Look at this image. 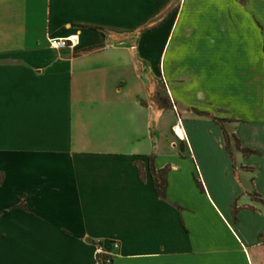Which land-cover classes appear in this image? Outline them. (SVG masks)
Listing matches in <instances>:
<instances>
[{
    "label": "crops",
    "instance_id": "0c3cea01",
    "mask_svg": "<svg viewBox=\"0 0 264 264\" xmlns=\"http://www.w3.org/2000/svg\"><path fill=\"white\" fill-rule=\"evenodd\" d=\"M73 34L75 49L51 48ZM187 118L219 127L236 177L243 158L255 182L264 151L239 129L264 120V0H0V264H102L114 242L110 264H264V231L243 223L264 194L223 209ZM151 160L170 166L166 198ZM185 179L224 230L186 206Z\"/></svg>",
    "mask_w": 264,
    "mask_h": 264
},
{
    "label": "rangeland",
    "instance_id": "374dc122",
    "mask_svg": "<svg viewBox=\"0 0 264 264\" xmlns=\"http://www.w3.org/2000/svg\"><path fill=\"white\" fill-rule=\"evenodd\" d=\"M186 47H179L176 42L169 43L165 50V56L169 55L170 60H175L176 63H181L183 57H180L185 53ZM182 53V54H181ZM235 114H243L245 108L239 103H235L232 111ZM246 113V112H245ZM191 117H193L191 115ZM189 129H193L196 150L199 159L203 166L204 182L207 181L211 191L213 192L217 201L221 204L223 209H229V206L234 199L245 189L257 190L264 194V160L257 166V171L254 177H256L253 183L250 173L254 172L252 166H246L243 158L238 159V167H242L238 172L239 175H243L240 179L236 177L232 166V161L224 148L223 135L219 127L211 124L209 121L195 125L191 118H187ZM176 127V126H175ZM175 130V128H174ZM239 135L243 140L245 146L261 149L264 151V120H256L241 127L239 129ZM174 132V131H173ZM232 139V149L235 153L236 142ZM236 160V159H235ZM250 165H255V160H248ZM237 164V160H236ZM186 190L183 196H180L187 207L197 215L207 216V220L212 225V228L217 230H224L221 225L217 214L214 212L210 204L195 192L194 186L189 179L184 180ZM177 196L178 193H177ZM262 197L258 192L243 191L238 197L237 204L241 205L247 203L244 207L248 210L255 211L256 207H262ZM193 229H200L201 224L197 218H192L189 221ZM244 227L252 235L256 232L264 231V212L262 214L247 213L243 220ZM262 254V251H258ZM244 262L237 261L238 264H248L246 261L245 253L243 252ZM264 257V254H262Z\"/></svg>",
    "mask_w": 264,
    "mask_h": 264
},
{
    "label": "trees",
    "instance_id": "16d2710c",
    "mask_svg": "<svg viewBox=\"0 0 264 264\" xmlns=\"http://www.w3.org/2000/svg\"><path fill=\"white\" fill-rule=\"evenodd\" d=\"M213 121L222 128L224 136H225L227 150L229 152H231V140H230L229 134L226 131L225 126H224L225 120L213 118ZM237 148L240 149L246 157H249L253 154H258V152L255 150H252L249 148H242L239 140H237ZM150 169L152 171L154 183H155V186H156V189H157L159 195L163 198H166L167 197L166 191H167V186H168L167 175H168V172L170 170V166H167L166 168L161 169V170H156V168L153 164V161L151 160ZM141 170H142V175L144 178V171H143L142 165H141ZM2 180H3V176L1 175L0 176V184H1ZM198 183L201 186V188L203 189L202 183L200 181H198ZM20 206L22 208H27V206L24 203H21Z\"/></svg>",
    "mask_w": 264,
    "mask_h": 264
},
{
    "label": "built area",
    "instance_id": "2783aa9c",
    "mask_svg": "<svg viewBox=\"0 0 264 264\" xmlns=\"http://www.w3.org/2000/svg\"><path fill=\"white\" fill-rule=\"evenodd\" d=\"M49 42L53 49H75L80 44V36L78 34H73L64 38H52L49 39ZM119 248V242H114L111 250H106L102 246L98 247L96 250L98 261L102 264L112 263L114 257L117 256Z\"/></svg>",
    "mask_w": 264,
    "mask_h": 264
},
{
    "label": "bare ground",
    "instance_id": "6f19581e",
    "mask_svg": "<svg viewBox=\"0 0 264 264\" xmlns=\"http://www.w3.org/2000/svg\"><path fill=\"white\" fill-rule=\"evenodd\" d=\"M175 132H177L180 136H185V132L180 126L175 127Z\"/></svg>",
    "mask_w": 264,
    "mask_h": 264
}]
</instances>
